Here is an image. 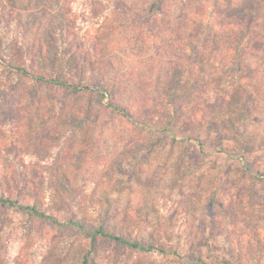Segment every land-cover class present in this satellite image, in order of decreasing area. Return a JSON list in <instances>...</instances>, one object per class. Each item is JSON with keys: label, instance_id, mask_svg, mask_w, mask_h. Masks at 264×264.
<instances>
[{"label": "rangeland", "instance_id": "rangeland-1", "mask_svg": "<svg viewBox=\"0 0 264 264\" xmlns=\"http://www.w3.org/2000/svg\"><path fill=\"white\" fill-rule=\"evenodd\" d=\"M3 1L27 36L42 25L43 41L69 10L84 52L96 46L92 76L142 122L111 112L104 90L67 104L79 119L54 122L58 91L0 61L3 141L18 142L29 169L38 160L53 174L66 200L80 196L78 216L97 223L108 210L114 230L165 249L105 241L86 264H264V0H163L157 11L153 0ZM176 63L203 78L204 110L154 132L148 121ZM86 250L82 235L0 206V264H80Z\"/></svg>", "mask_w": 264, "mask_h": 264}, {"label": "trees", "instance_id": "trees-1", "mask_svg": "<svg viewBox=\"0 0 264 264\" xmlns=\"http://www.w3.org/2000/svg\"><path fill=\"white\" fill-rule=\"evenodd\" d=\"M102 1L116 4L121 0ZM162 2L163 0H153L148 9L158 10ZM7 6L6 2L0 0V17L7 18L6 22H0V61L4 66L15 69V73L20 76H27L34 82L45 83L58 91V105L51 101L52 111L55 114L52 121L60 122L63 116L67 117V113L72 118L79 119V116L73 117L76 109L71 110L70 107V111L67 108V104L75 98L95 97L102 100L105 95L103 90L111 93L107 84L92 76L91 71L94 68L91 57H95L96 46L89 47L88 52H84L86 47L84 43L81 45L79 42L81 37L78 36L77 25L73 24L74 18L70 16L69 10L65 8L64 13L62 9L63 20L48 25L46 29L48 40L43 41L40 30L42 25L40 28L30 29L34 33L27 36V28L14 17L17 12L14 9L7 10ZM45 8V5L39 6V12L44 13ZM181 69L182 64L176 63L175 72L167 77L163 92L157 98L158 107L162 111L156 112L150 118L147 126L149 130L154 132L164 130L172 133L170 124L181 127L182 124L193 122L203 113L204 108L201 109V104L205 103L203 95L206 94L203 89V78L189 80L184 76L183 71L181 73ZM114 96L111 93L106 103L111 112L130 124L142 123L129 110L115 102ZM45 104L46 102L42 104L46 106L44 108H49V105ZM215 106L223 107V101ZM172 113L177 115L174 122H171L174 117ZM18 148H20L18 142H4L2 136L0 137V206L19 210L85 237L87 252L80 264H86L88 257H91L105 241L134 251L165 250L158 239H140L132 232L114 230L106 222L108 210H103L102 214L101 209L98 208L97 223L78 216V209L82 204L80 196L73 194L70 197L71 201L66 200L65 194L56 186L53 174L42 170L38 160L33 161L34 167L29 169L21 154H15V151H19ZM60 208L65 209L64 214L59 212ZM196 261L200 264H211L200 258Z\"/></svg>", "mask_w": 264, "mask_h": 264}]
</instances>
